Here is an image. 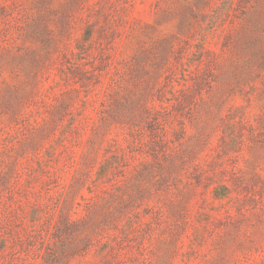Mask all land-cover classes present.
<instances>
[{"label": "rangeland", "instance_id": "374dc122", "mask_svg": "<svg viewBox=\"0 0 264 264\" xmlns=\"http://www.w3.org/2000/svg\"><path fill=\"white\" fill-rule=\"evenodd\" d=\"M0 264H264V0H0Z\"/></svg>", "mask_w": 264, "mask_h": 264}]
</instances>
